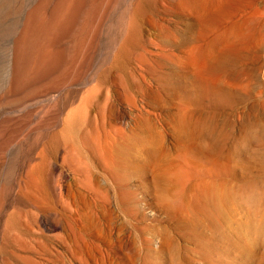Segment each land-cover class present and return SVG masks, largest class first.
Segmentation results:
<instances>
[{"label":"rangeland","instance_id":"1","mask_svg":"<svg viewBox=\"0 0 264 264\" xmlns=\"http://www.w3.org/2000/svg\"><path fill=\"white\" fill-rule=\"evenodd\" d=\"M0 264H264V0H0Z\"/></svg>","mask_w":264,"mask_h":264},{"label":"bare ground","instance_id":"2","mask_svg":"<svg viewBox=\"0 0 264 264\" xmlns=\"http://www.w3.org/2000/svg\"><path fill=\"white\" fill-rule=\"evenodd\" d=\"M212 2V1H211ZM213 3V2H212ZM204 67V66H203ZM210 67V66H209ZM194 80V79H193ZM198 81V80H197ZM198 85V84H197ZM203 89V88H202ZM198 90V89H197ZM175 115L173 114V117H174ZM141 118V117H140ZM172 118V117H171ZM154 119V118H153ZM156 119V118H155ZM158 120V119H157ZM168 120H170V119H168ZM143 125V124H142ZM137 126H138V124H137ZM144 126V125H143ZM196 128V127H195ZM125 129V128H124ZM164 129V128H163ZM170 129H171V127H170ZM192 129V128H191ZM194 129V128H193ZM172 130V129H171ZM185 130H187V129H185ZM197 130V129H196ZM129 131V130H128ZM157 131V130H156ZM194 131V130H193ZM148 132V131H147ZM192 132V131H191ZM179 133V132H178ZM113 134H114V131H113ZM127 134V133H126ZM180 134V133H179ZM115 135V134H114ZM104 136V135H103ZM116 136V135H115ZM146 136H148V135H146ZM110 137V136H109ZM191 137V136H190ZM96 138V137H95ZM162 138V137H161ZM178 138V137H177ZM105 139V138H104ZM192 139V138H191ZM148 140V139H147ZM181 140V139H180ZM196 140H197V138H196ZM103 141H105V140H103ZM154 141V140H153ZM161 141V140H160ZM109 142V141H108ZM112 143H114L113 141H111ZM156 142V141H155ZM179 143V142H178ZM109 144V143H108ZM157 144V146H158V142L156 143ZM166 144V143H165ZM180 144V143H179ZM168 147V146H167ZM187 148V147H186ZM190 149V148H189ZM114 150V149H113ZM147 150V149H146ZM153 151V150H152ZM191 151V150H190ZM95 152V151H94ZM97 152V151H96ZM166 152V151H165ZM150 153V152H149ZM182 153V152H181ZM187 153V152H186ZM214 153V152H213ZM152 154H153V152H152ZM212 154V153H211ZM160 155V154H159ZM214 155V154H213ZM87 156V155H86ZM166 156V155H165ZM126 157H128V156H126ZM168 158V157H167ZM165 159V158H164ZM102 160V159H101ZM151 160V159H150ZM132 161V160H131ZM133 161H134V159H133ZM137 161L138 162H140V160H138L137 159ZM221 161V160H220ZM102 162V161H101ZM148 162V161H147ZM136 163V162H135ZM137 164H139V163H137ZM146 164V163H145ZM152 164V163H151ZM166 164V163H165ZM141 165V164H140ZM224 165V164H223ZM142 167V166H141ZM145 167V166H144ZM162 169V168H161ZM224 170V169H223ZM223 170H222V173H223ZM160 171V170H159ZM212 172V171H211ZM218 173V172H217ZM208 174H209V172H208ZM218 175V174H217ZM223 175V174H222ZM220 176H221V174H220ZM161 178V177H160ZM99 185V184H98ZM160 186V185H159ZM161 187V186H160ZM190 190V189H189ZM109 191V190H108ZM194 192V191H193ZM202 192V191H201ZM203 193V192H202ZM199 194V193H198ZM201 194V193H200ZM171 237V236H170ZM119 246V245H118Z\"/></svg>","mask_w":264,"mask_h":264}]
</instances>
